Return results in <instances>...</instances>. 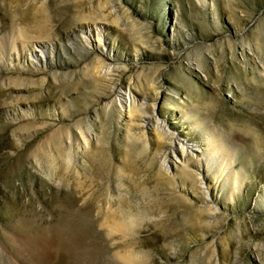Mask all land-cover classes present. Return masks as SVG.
<instances>
[{"label": "rangeland", "instance_id": "374dc122", "mask_svg": "<svg viewBox=\"0 0 264 264\" xmlns=\"http://www.w3.org/2000/svg\"><path fill=\"white\" fill-rule=\"evenodd\" d=\"M0 39L48 47L0 64V264H264V0H0Z\"/></svg>", "mask_w": 264, "mask_h": 264}, {"label": "bare ground", "instance_id": "6f19581e", "mask_svg": "<svg viewBox=\"0 0 264 264\" xmlns=\"http://www.w3.org/2000/svg\"><path fill=\"white\" fill-rule=\"evenodd\" d=\"M88 33H89V30H88ZM100 36L101 35H97L96 40H93L95 46H97V45L100 46L102 44V39H101ZM0 41H1V39H0ZM0 44H1V42H0ZM3 48H0V64L7 62V64H8L7 67L13 66L14 64H20L21 66H23V64H25V63L26 64L28 63V65L31 64V66L37 65V64H39V63H41L43 61V55L45 56V54L48 52V47H47V45L45 43L28 42L27 40L24 41V39H20V41L14 42L11 45V51L8 54H5ZM127 99H130V97L129 98L127 97ZM155 120L157 121V123L159 122L157 117H156ZM140 128H141V126H140ZM158 128H160L162 130V132L166 136H168V137L170 136V137L174 138V134H172L169 131V129L167 128V126L165 124L159 125V123H158ZM172 142L175 143L174 141H172ZM172 146H173V144H172ZM172 146L170 147V149L173 152L174 151V147H172ZM176 147L180 150V152L182 154L187 153L186 146L181 144V145H178ZM218 147L220 149H223V151H225V149L223 148L221 142H218V141L217 142H211L210 141V150H211V152L216 151V149L218 150ZM182 163H183V161H182ZM186 166H187V164H186ZM164 169H165V171L170 173V166H169L168 162L165 159H164ZM223 174H224V177L227 178L228 172H225ZM236 180L237 179L235 178V183H236ZM234 191H237V187H235ZM118 223H119V221H118ZM129 252H130V250H129ZM126 253H128V252H126ZM131 253H130V256L132 255ZM119 255H121V254H119ZM127 257H126V259H128ZM131 258H132V256H131ZM126 261H128V260H126ZM129 263H130V261H129Z\"/></svg>", "mask_w": 264, "mask_h": 264}]
</instances>
